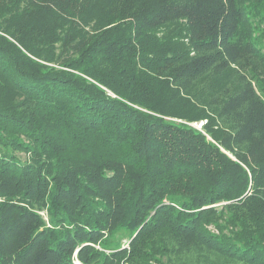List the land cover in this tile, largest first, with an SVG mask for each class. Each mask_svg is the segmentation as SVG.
I'll use <instances>...</instances> for the list:
<instances>
[{
	"label": "trees",
	"instance_id": "16d2710c",
	"mask_svg": "<svg viewBox=\"0 0 264 264\" xmlns=\"http://www.w3.org/2000/svg\"><path fill=\"white\" fill-rule=\"evenodd\" d=\"M0 264H264V0H0Z\"/></svg>",
	"mask_w": 264,
	"mask_h": 264
},
{
	"label": "water",
	"instance_id": "95a60500",
	"mask_svg": "<svg viewBox=\"0 0 264 264\" xmlns=\"http://www.w3.org/2000/svg\"><path fill=\"white\" fill-rule=\"evenodd\" d=\"M202 124H200L199 126H198V128L201 126Z\"/></svg>",
	"mask_w": 264,
	"mask_h": 264
}]
</instances>
